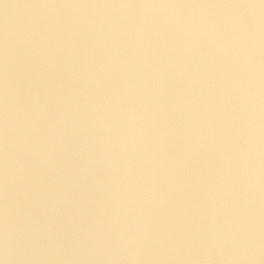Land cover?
I'll return each instance as SVG.
<instances>
[{"label": "rangeland", "instance_id": "374dc122", "mask_svg": "<svg viewBox=\"0 0 264 264\" xmlns=\"http://www.w3.org/2000/svg\"><path fill=\"white\" fill-rule=\"evenodd\" d=\"M241 5L259 31L248 41L250 62L240 70L242 84L234 92L231 79L236 70L229 59L228 37L222 25L230 11ZM145 6L156 13L157 25L129 34L132 14L136 16V10ZM45 17L47 31L41 25ZM117 25L119 30H115ZM25 39L33 42L35 51L21 55L18 84L31 93L30 78L38 75V87L48 92L50 109L59 117L55 162L43 174V183L55 198L48 203L33 194L20 197V222L42 225L54 237L51 250L28 264H216L230 236L223 224L240 217L263 224L259 235L264 245V0H0V75L9 41ZM45 43L50 48L40 47ZM160 44L169 50L160 53ZM148 49H153V59L162 60L158 62L164 74L161 83L129 68L130 60ZM105 70L107 77L99 88L90 83V73L102 75ZM129 84H135L139 93L133 99L151 106L162 120L159 129L149 132L155 179L150 194H138L153 232L164 230L171 241L163 252L140 261L121 259L107 248L90 252L80 243L96 229H109L115 221L114 182L121 171L97 148L96 128L92 121L85 124L80 112L103 107L106 101H112L115 109L114 98ZM185 100L192 102L186 104ZM189 107L193 109L186 113ZM248 113L256 123L255 152L250 157L255 161L256 180L251 189L241 187L229 170V161L240 155L245 137L238 128L247 123ZM190 121L193 128L186 126ZM178 123H184L185 129L177 128ZM184 135L201 144L183 145ZM2 167L0 148V173ZM185 171L193 176L183 177ZM134 178L142 187L144 169ZM219 181L227 193L220 196L211 188L209 206L214 212L207 210V200L202 205L192 201L194 192L202 198L207 183L217 186ZM237 187L247 195L243 194L242 205L247 202L249 208L242 211L230 207L234 197L227 189ZM252 191L259 194V210L250 209ZM2 200L0 179V216ZM220 203L227 209L221 214L216 208ZM77 204L84 206L82 213L73 210ZM192 212L206 218V252L199 249L196 253L193 248ZM242 248L237 252L240 260L264 264V255H247L250 249L244 243Z\"/></svg>", "mask_w": 264, "mask_h": 264}, {"label": "clouds", "instance_id": "9594fccd", "mask_svg": "<svg viewBox=\"0 0 264 264\" xmlns=\"http://www.w3.org/2000/svg\"><path fill=\"white\" fill-rule=\"evenodd\" d=\"M156 13L150 6L136 10V22L128 31L145 32L149 26L155 27ZM47 17L42 19V28L48 29ZM223 32L228 37L226 49L235 68L231 79V90L238 91L242 81L238 79L240 70L250 62L247 44L259 29L244 6H237L224 20ZM117 25L115 30H119ZM54 39V37H53ZM50 48L48 43L40 46ZM35 47L31 40H10L3 57V72L0 75V148L3 150V167L0 179L3 183L2 216H0V264H28L43 252L51 250L53 235L42 225L19 220L21 194H33L42 202L51 203L55 193L43 183V174L53 166L57 149V126L59 117L50 109L47 91L38 87V75L30 79L33 91L26 93L17 81V69L21 55H31ZM140 75H146L150 66L141 65ZM90 83L99 88L100 81L107 77L90 73ZM135 84L124 87L116 98L115 109L112 101L103 107L97 105L91 110L80 112L82 121L93 122L96 128L97 148L121 171L114 182V204L116 218L107 230L96 229L80 243L90 252L105 248L119 258L140 261L148 256L163 252L170 244L167 232H153L148 217L142 211L140 194L148 193L153 174V143L149 139L152 129H159L162 123L151 106L137 102ZM250 102L252 93L249 92ZM130 101V102H129ZM191 100H185L190 104ZM127 103V106H124ZM256 123L248 113L246 124L239 126V133L245 137L240 146V155L229 161V170L241 187L251 189L256 180L255 161L250 159L255 152ZM139 169H144L142 187L134 178ZM76 213L85 209L77 204ZM233 244L245 242L238 230L231 236Z\"/></svg>", "mask_w": 264, "mask_h": 264}, {"label": "crops", "instance_id": "0c3cea01", "mask_svg": "<svg viewBox=\"0 0 264 264\" xmlns=\"http://www.w3.org/2000/svg\"><path fill=\"white\" fill-rule=\"evenodd\" d=\"M174 52H173L174 53L173 56L176 54L177 51H174ZM192 109L193 108L189 107V112L186 111V113H191ZM187 118L190 119L189 117H187ZM175 125H177V128L183 129L185 124L184 123H178ZM189 125L193 128L195 124L192 121H190L189 123L186 124V126H189ZM197 128L199 129L200 127H197ZM192 136H193V134H192ZM182 137H183L182 138L183 139V142H182L183 145L189 146V144H192L193 146H196V145L198 146L201 144L200 141L196 142V141H194V139H191L189 137H185V135ZM193 151L191 152V154L195 153V150H193ZM188 157L191 158L190 156H188ZM183 174H184L183 177L193 176L192 173L189 171L188 172L185 171ZM200 175L202 176V174H200ZM211 184H212V182H211ZM211 184L207 183V186L205 187V189H202L204 192V197L201 198V197L197 196L194 192L193 195H195V197L193 196V200H192V201H197L201 205L203 204V202H206V200H207V203H206L207 204L206 205L207 210L212 209L209 206L211 203L210 201H212L211 200V197H212V193H211L212 189L211 188L215 187L213 191L220 193V196L222 195V193H227L225 190L226 187L224 186L225 188H223V184L221 183V181H219V185H217V186H215L213 184H212L213 186H211ZM227 190L229 191V193H233V197H234V202L232 201V204L230 205L231 209H233L234 211H242L245 208H249L246 206L247 202H245L244 205H242L243 194L245 197L247 195H246V192H244L241 187H239V188L237 187V188H235V190H229V189H227ZM254 192H256V191H252V193H251L250 203L248 201V203L250 204V209H252L253 211L260 209L259 196H258L259 194L254 193ZM254 196H257L256 200L254 199ZM204 205H205V203H204ZM214 207H215V205H214ZM216 208L219 210V212L221 214L226 209V205L224 203H220V204H218V206ZM261 208H263L262 204H261ZM192 210L194 211V208ZM226 210H225V212H226ZM211 212H214V210L212 209ZM202 214L204 216H206V214L204 212ZM220 218L222 219L221 215H220ZM190 220L192 222V226L194 229V234H193L194 245H193V248L196 249V253H198L199 249L202 252H206L207 249H209V244H208L207 239H206L207 237L205 234L204 222H203V220H206V218L203 219L201 217V215L197 216L194 212H192V216H191ZM250 220H249L250 221L249 226H251V228H250L249 233L246 229V226H248V222H249L248 218H243V217L233 218V219H230L227 224L226 223L223 224V226H225V230H227L226 227L228 226V228L230 230V236L226 237V242H227L226 251L224 250V252L219 253V255L216 258V260H217L216 264H248L247 261L242 260V259L240 260L238 254H237L238 251L241 253V249H243L242 248L243 244L236 245V244H233L232 240H231V236H232L231 234H233V232H235L237 230L240 233H242V235L244 236V240H245L244 247L246 246L247 248L250 249V253L247 255H254V254L264 255V245L261 243L262 237H261V235H259V231L261 229L260 226L263 224H261V222L258 220H256L255 223H253V221H255L254 219H250ZM241 257H242V255H241Z\"/></svg>", "mask_w": 264, "mask_h": 264}, {"label": "built area", "instance_id": "2783aa9c", "mask_svg": "<svg viewBox=\"0 0 264 264\" xmlns=\"http://www.w3.org/2000/svg\"><path fill=\"white\" fill-rule=\"evenodd\" d=\"M148 2V1H147ZM132 13L134 12V8L131 7ZM135 14H132L134 17V23L136 22V16ZM170 47L165 46L164 44H160L158 46V51L162 54L166 53L167 50H169ZM153 49H148L145 53H139L135 57H133L129 62V68L136 74L140 75L142 69L141 65H144L145 63L150 66V69L147 71L146 75H140L144 78L150 79L151 81L155 83H161L163 81L164 74L162 70L159 67L158 63L159 61H162L161 59H153L150 52ZM158 60V61H157Z\"/></svg>", "mask_w": 264, "mask_h": 264}, {"label": "bare ground", "instance_id": "6f19581e", "mask_svg": "<svg viewBox=\"0 0 264 264\" xmlns=\"http://www.w3.org/2000/svg\"><path fill=\"white\" fill-rule=\"evenodd\" d=\"M221 252V251H220ZM260 257V256H259ZM262 258V257H261ZM261 260V259H260ZM262 261V260H261ZM263 262V261H262Z\"/></svg>", "mask_w": 264, "mask_h": 264}]
</instances>
